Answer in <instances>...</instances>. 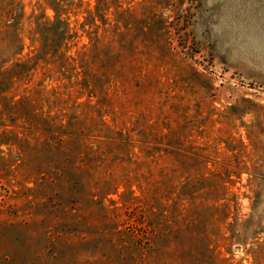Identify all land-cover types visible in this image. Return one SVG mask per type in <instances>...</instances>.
<instances>
[{
  "label": "rangeland",
  "instance_id": "obj_1",
  "mask_svg": "<svg viewBox=\"0 0 264 264\" xmlns=\"http://www.w3.org/2000/svg\"><path fill=\"white\" fill-rule=\"evenodd\" d=\"M10 1L25 49L0 55V264H264V0H119L105 26L81 0L61 17L85 54L20 78L53 13Z\"/></svg>",
  "mask_w": 264,
  "mask_h": 264
},
{
  "label": "trees",
  "instance_id": "obj_2",
  "mask_svg": "<svg viewBox=\"0 0 264 264\" xmlns=\"http://www.w3.org/2000/svg\"><path fill=\"white\" fill-rule=\"evenodd\" d=\"M44 8L50 9L53 13L52 19L47 20L44 18L43 10L39 15L33 19V28L28 32V40L30 46L25 59L18 60L10 67L9 71H14L16 78L34 69L39 62L45 64H52L57 66L59 71L73 67L76 59L83 56L85 53L77 54V57L67 56L69 42L75 38V33L71 32L66 21L62 19V15L68 13L72 8L78 7L81 0H42ZM41 4L37 3V9L41 8ZM18 7V8H17ZM17 10L20 9L17 5ZM15 8V9H16ZM111 8L114 9L117 17L123 16L127 10H122L119 0H95L93 6V13L88 12L86 18V25H93V21L97 18L102 26L106 25L105 14ZM13 3L10 0H0V16L5 17L7 20H0V55L7 57L21 55L25 46L22 39L17 35L20 13L13 14ZM155 17V20H153ZM151 24L156 26V15L151 17ZM119 18L116 23H119ZM163 24L162 21H159ZM115 23V24H116ZM115 25V29L118 25ZM150 25V26H152ZM82 25L81 27H83ZM125 27V26H124ZM97 29V27H95ZM153 28V27H152ZM106 30H104V33ZM95 33V31H94ZM120 36V34H118ZM99 38H95L94 42L97 43ZM95 46V45H94ZM108 49L109 43L105 45ZM84 49V47H82ZM104 49V60L109 61V54ZM92 50H95L93 48ZM109 50V49H108ZM3 57V56H1ZM1 70V67H0Z\"/></svg>",
  "mask_w": 264,
  "mask_h": 264
}]
</instances>
